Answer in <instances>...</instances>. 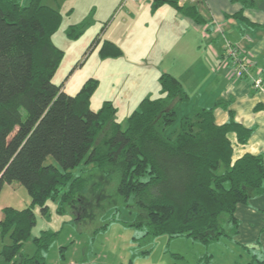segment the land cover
<instances>
[{
  "label": "trees",
  "instance_id": "1",
  "mask_svg": "<svg viewBox=\"0 0 264 264\" xmlns=\"http://www.w3.org/2000/svg\"><path fill=\"white\" fill-rule=\"evenodd\" d=\"M41 1L0 0V192L17 182L30 197L25 208H2L0 237L9 242L0 249V264H46L44 253L57 233L43 230L31 237L36 221L32 207L46 214L52 200L57 213H63L75 197L82 199L84 179L72 172L81 164L116 175L117 194L132 199L140 210L135 225L146 226L144 237H186L209 245L236 235L237 206L264 194V154L233 159L229 135L244 145L252 129L235 120L229 102L216 101L183 117L169 137L166 131L189 95L168 73L159 77L160 97L142 99L123 124L111 101L92 110L97 80H86L74 95L64 91V83L53 82L64 57L53 42L62 15ZM164 4L195 24L205 22L195 3L153 0V9ZM87 26V21L69 26L65 37L77 39ZM99 41L96 35L83 57ZM121 55L108 41L99 50L101 59ZM219 107L228 113L221 125L214 119ZM47 157L56 164L45 163ZM29 240L35 246L31 256L21 253ZM148 253L150 249L142 251ZM252 257L248 264H264V254L253 252Z\"/></svg>",
  "mask_w": 264,
  "mask_h": 264
},
{
  "label": "rangeland",
  "instance_id": "2",
  "mask_svg": "<svg viewBox=\"0 0 264 264\" xmlns=\"http://www.w3.org/2000/svg\"><path fill=\"white\" fill-rule=\"evenodd\" d=\"M101 1L104 0H74L72 5L66 4L65 0L41 1L43 5L53 8L62 15L61 25L53 36L54 44L64 52V58L66 57L61 72L67 71L65 74L67 77L74 65L80 61V64L73 71L72 81L63 85L69 95L76 93L80 83L88 79H95L100 83L94 74H99L101 77L103 74L100 70L102 66L96 65L98 59L94 60L93 57L102 60L99 57V50L103 42H111L110 38L120 42L126 51L128 64L134 67L133 62L130 63L129 60L133 58L132 55L135 52L131 44L128 43L127 34L133 40L134 31H148L151 36L153 31L159 29L158 25L161 21L152 20L147 11L138 15L137 25L131 22L124 24L119 14L114 15V12L108 14V11H105L103 8L108 7L106 5V7H102ZM113 1H109L110 5ZM143 2L144 0H137L136 3H129L141 6ZM200 2H197V5L202 7ZM90 4H96L102 12L97 11L95 14ZM69 8L73 11L71 12ZM66 11H70V13ZM84 21L88 23L87 28L93 22L97 27L95 30L92 27L89 31H86V28L80 37L68 40L65 37V29ZM110 24L111 31L108 29L106 32L108 38L102 39L103 36L105 38L106 26L108 27ZM102 29L103 31H101ZM96 35H99L100 39L98 45L91 53L89 52L90 54L83 57L84 52ZM99 45L97 53L94 52ZM156 55L162 57V54L156 53ZM122 56L123 52L118 59ZM149 56L151 57V54ZM154 60L156 59L154 58ZM162 63L165 62L162 60ZM65 81L66 79L63 81L56 77L54 84L59 85ZM157 87L160 88L159 82H157ZM94 94L97 100L101 99L103 93L96 91ZM154 96L155 93L152 92L146 97L155 99ZM93 104L92 106H97V101ZM179 118L181 115L178 113L177 121L166 131V134L171 138L175 136L176 130H178ZM45 163L56 164L51 157H47ZM72 172L74 176L80 175L84 179L82 197L85 200L75 197L72 202L65 206L63 213H57L58 205L52 200L47 202L46 214H42L38 206L32 207L36 221L31 237L38 236L43 230L57 233L51 241L50 247L44 253L46 264H248L247 256H251V254L246 252L247 249L244 246L250 247L248 244H258L264 251V221H261L264 219L263 213L258 210L256 205L259 203L257 198H250L247 204H240L235 210V214L240 216L239 237L236 235H231L228 239L222 237L209 245H203L186 237L168 238V236L163 235L150 238L144 237L146 231L144 224L135 225L140 213L139 208L136 207L132 199L124 200L117 194L116 175L110 177L93 165L85 166L82 164ZM29 204L30 197L19 183L12 182L2 187L0 214H2V208L6 206L25 208ZM235 237L240 243L236 241L237 238ZM8 242L7 237H0V248ZM147 249H150V253L142 254V251ZM34 252L35 246L30 240L23 244L22 254L31 256ZM253 252L251 250V253ZM1 264L4 263L1 262Z\"/></svg>",
  "mask_w": 264,
  "mask_h": 264
},
{
  "label": "crops",
  "instance_id": "3",
  "mask_svg": "<svg viewBox=\"0 0 264 264\" xmlns=\"http://www.w3.org/2000/svg\"><path fill=\"white\" fill-rule=\"evenodd\" d=\"M73 1L65 0V3L72 5ZM109 1H101V6L108 7L103 8L108 14L111 12H114V15L119 14L124 24L131 22L137 25L138 15L146 11L152 20L157 19L161 22L158 25L159 29L153 31L151 36L148 31H134L131 40V36L127 34L128 43L135 52L133 58L129 60L130 63L133 62L134 67L128 64L122 44L113 38H110L111 42L122 48L121 58L100 60L93 57L94 60L98 59L96 65L102 66L100 69L103 72L102 76L95 73L94 77L100 81L96 91L103 94L101 99L96 100L95 94L91 97V106L97 101V106H92V110H98L104 101H111L117 109V122L123 124L144 97L151 95L152 92L155 93V98L160 97L157 82L162 73H168L182 84L189 95V101L181 104L178 109L177 114L181 115L178 121L183 117H193L194 109L197 107L209 108L216 101L229 102V109L234 112L235 120L252 129V135L244 145L236 143L234 134L229 135L233 142V159L244 153L264 154V92L252 88L253 78H261L264 83V0H245L244 3L242 0H198L201 1L202 7H199L197 2H186L195 3L205 20L204 24H195L168 4L153 9V0H144L141 6L131 4L127 0H114L110 5ZM90 6L93 7L95 14L97 11L102 12L96 4ZM239 13L241 17L238 16ZM92 27L93 30L97 27L95 22L90 24L86 31ZM110 27L111 24L106 26L105 38L103 36L102 39L108 38L106 32L108 29L111 31ZM226 41L236 45L252 64V71L248 76L242 79L235 78L230 67L223 63ZM99 47L100 45L94 52L97 53ZM156 53L162 54V57H158ZM65 58L63 57L64 60L62 59L53 82L56 77L63 81L66 78L67 71L61 72ZM162 60L165 63H162ZM72 74L63 83L69 84L72 81ZM83 83H80L76 93ZM102 89L105 90L101 91ZM64 91L67 93L65 88ZM214 119L218 125L225 123L228 120L227 111L217 108L214 111ZM254 198L259 200L256 205L263 213L264 219V194ZM235 216L240 222L239 214ZM2 218L3 214H0V220ZM239 232L238 226L237 237ZM236 241L239 242L238 238ZM248 245L250 247H244L247 249L246 252L251 254L247 256L249 262L253 259L249 249L259 251L256 254H264L258 244Z\"/></svg>",
  "mask_w": 264,
  "mask_h": 264
},
{
  "label": "built area",
  "instance_id": "4",
  "mask_svg": "<svg viewBox=\"0 0 264 264\" xmlns=\"http://www.w3.org/2000/svg\"><path fill=\"white\" fill-rule=\"evenodd\" d=\"M131 3H136L137 0H127ZM180 3L185 2H198V0H177ZM223 63L230 67L232 70L233 76L237 79H242L248 76L252 71V64L243 56V53L240 49L230 43L229 41L225 42L224 45V55ZM252 88L259 92H264V83L261 78H253Z\"/></svg>",
  "mask_w": 264,
  "mask_h": 264
}]
</instances>
